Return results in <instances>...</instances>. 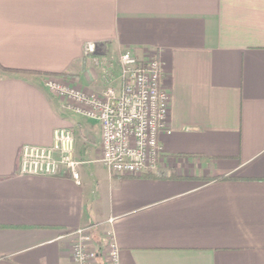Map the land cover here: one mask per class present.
I'll list each match as a JSON object with an SVG mask.
<instances>
[{
  "label": "crops",
  "instance_id": "1",
  "mask_svg": "<svg viewBox=\"0 0 264 264\" xmlns=\"http://www.w3.org/2000/svg\"><path fill=\"white\" fill-rule=\"evenodd\" d=\"M126 50L162 62L169 175L110 171L99 121L47 85L100 90ZM58 127L80 184L19 172ZM99 222L120 264H264V0H0V264H76L68 233Z\"/></svg>",
  "mask_w": 264,
  "mask_h": 264
},
{
  "label": "built area",
  "instance_id": "2",
  "mask_svg": "<svg viewBox=\"0 0 264 264\" xmlns=\"http://www.w3.org/2000/svg\"><path fill=\"white\" fill-rule=\"evenodd\" d=\"M95 50L96 44L89 42L87 53H94ZM162 73L159 57L141 59L126 50L111 61V70L106 74L108 78L116 77V80L100 90L85 91L56 77H49L47 85L77 113L99 121L101 161L110 171L160 175L165 172L162 168L164 152L160 137L162 133L172 132L168 121L170 93L163 85ZM84 162L76 155L74 132L67 127H58L54 129L51 144L22 146L19 172L58 175L68 171L80 184L79 167ZM102 224L85 225L68 233L73 237L72 257L76 264H97L99 257L102 264H120L119 247L111 232L103 234L102 248L95 249L93 246L94 230Z\"/></svg>",
  "mask_w": 264,
  "mask_h": 264
},
{
  "label": "rangeland",
  "instance_id": "3",
  "mask_svg": "<svg viewBox=\"0 0 264 264\" xmlns=\"http://www.w3.org/2000/svg\"><path fill=\"white\" fill-rule=\"evenodd\" d=\"M95 51H96V50H95ZM94 53H95V52H94ZM53 77H54V76H51L50 78H53ZM50 78L48 77L47 80L50 79ZM47 80H46V81H47ZM68 84L71 85V83H68ZM171 173H173V170H169V171L167 170V171H165L164 173L162 172L161 175H169V174H171ZM209 178H210V177H203V176H202L200 179H201V180H206V179H209ZM102 225H103V224H102ZM102 225H98V226H96L94 232H96V230H97L98 228L102 227ZM95 249H97V248L95 247ZM96 262H97V264H102V258H100V257L97 258V259H96Z\"/></svg>",
  "mask_w": 264,
  "mask_h": 264
},
{
  "label": "trees",
  "instance_id": "4",
  "mask_svg": "<svg viewBox=\"0 0 264 264\" xmlns=\"http://www.w3.org/2000/svg\"><path fill=\"white\" fill-rule=\"evenodd\" d=\"M2 68L5 70H8V71H20L19 69H13V68H9V67H2Z\"/></svg>",
  "mask_w": 264,
  "mask_h": 264
}]
</instances>
